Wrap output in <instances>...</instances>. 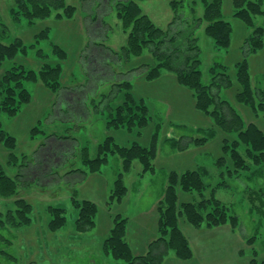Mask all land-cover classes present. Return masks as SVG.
<instances>
[{
  "label": "rangeland",
  "instance_id": "374dc122",
  "mask_svg": "<svg viewBox=\"0 0 264 264\" xmlns=\"http://www.w3.org/2000/svg\"><path fill=\"white\" fill-rule=\"evenodd\" d=\"M65 1L75 7L71 18H56V13H53L47 20L29 24L22 18L14 21L10 12L14 7L13 0H0V19L4 24L0 41L10 43L19 38L28 46L37 34L47 29L48 39L41 40L36 46L51 56L44 60L37 54L36 47L30 48L26 55H19L0 68V80L12 65L37 71L42 60L54 64L58 59L52 58L54 54H51L50 48L53 45L66 52L59 79L62 87L58 92L49 91L39 80L25 82V88L32 95L31 101L15 115L0 112L1 129L15 139L13 153L17 156L18 167L7 164L9 151L1 142L0 164L9 176L17 171L28 175L26 178L30 184L20 185L18 197L32 207L30 224L0 228V264H127L103 253V240L109 234L112 217L118 213L123 217L136 218L148 211L163 194L168 173L180 174L194 170L198 165L208 171L203 178L209 186L203 192L204 197H208L212 187L221 181L229 185L228 189H218L215 196L229 208L231 215L238 217L237 227L233 229L225 224L214 228H196L181 218L179 228L186 235L193 256L179 261L169 252L162 264L264 262V205L261 207L257 200L253 209L252 201L244 193L247 189L264 188V175L250 177L248 172L221 179L215 165V161L223 156L224 140L231 143L235 133H224L209 116L199 112L192 92L179 85L174 74L163 72L159 79L148 81L145 73L157 64L150 49L145 50L141 57L126 58L122 47L125 46L127 33L115 12V6L126 0ZM173 1L179 2L182 8L178 10L180 19L172 23L170 33L185 26H195L197 18L202 16L204 0H143L138 4L157 27L165 30L175 20L171 9ZM250 1L263 3L262 0ZM221 2L222 19L229 22L232 29L230 46L227 49L216 47L212 39L204 34V23L197 24L195 28L202 82L205 85L209 83V69L214 63L223 64L231 86L220 90V97L241 115L244 123H253L264 133V113H254L235 100L241 90L235 66L244 59L245 41L252 29L233 16L232 0ZM262 6L264 9V3ZM263 19L255 17V27L262 26ZM247 62L251 86L255 90H264V45L259 52L249 56ZM125 81L131 83L132 93L143 98L150 108L153 120L142 130L128 132L125 128H105L107 105L114 106L120 102L122 92L118 93L116 86ZM157 124L159 143L157 158L153 162L154 173H147L144 179H138L141 166L134 162L130 173L124 176L127 196L120 203H109L113 182L121 168L120 159L110 156L101 172L91 174L81 163V149L88 148L93 158L98 144L108 136L120 146L138 143L146 147ZM33 128L38 131L33 132ZM211 133L213 136L205 145L190 146L184 152H179L171 144L173 139L207 137ZM225 163L232 166L229 158ZM73 170H78V173H73ZM79 171L84 172L83 178ZM72 198L88 200L97 206L94 230L86 233L75 231L77 210ZM15 199L0 197V212L5 214L14 210ZM200 199L197 192L179 193L181 202H197ZM49 207L63 210L66 219L65 226L56 232L48 229L51 219L47 210ZM155 214L159 220L157 210L149 215L143 236H133L134 229L127 224L125 240L135 256L147 253L149 244L159 237ZM225 226L233 235L217 230ZM140 239L152 241L144 250V245L135 242Z\"/></svg>",
  "mask_w": 264,
  "mask_h": 264
},
{
  "label": "trees",
  "instance_id": "16d2710c",
  "mask_svg": "<svg viewBox=\"0 0 264 264\" xmlns=\"http://www.w3.org/2000/svg\"><path fill=\"white\" fill-rule=\"evenodd\" d=\"M14 7L11 9L12 17L15 20L25 19L29 24L36 21L49 19L53 13L56 18H71L75 7L68 5L65 0H13ZM143 0H126L115 6L116 17L122 29L127 33L125 46L122 53L126 58L130 56L141 57L143 52L150 49L156 65L145 73L148 81L159 79L163 72L175 75L176 81L182 87L189 89L195 99V107L199 112L209 116L216 127L224 133H235V139L229 143L224 140L223 156L215 161L221 179L225 177H238L250 172V177L264 175V133L253 123H244L241 115L219 95V91L231 86L226 67L221 63H214L209 69L210 81L207 85L202 82L200 70V50L198 38L195 37L197 24L204 23V34L212 39L214 45L221 49H227L231 41V25L222 19L221 0H204L203 13L197 18L196 25L178 29L170 33L174 21L179 20L182 7L179 2L173 1L171 9L174 12V19L165 30L157 27L153 21L143 13L138 2ZM264 3V0H262ZM263 3L250 0H232L233 16L242 21L244 25L252 29L251 35L245 41L244 59L237 63L236 80L241 90L235 96L238 104L247 106L254 113H264V90L253 89L251 86L247 59L263 48L264 19L263 25L255 27L254 18H264ZM179 18V19H178ZM1 27L4 24L0 19ZM2 34L0 39H2ZM48 39V32L42 30L30 45L26 46L19 38L10 43L0 41V68L6 62H13L19 55H26L28 49L34 48L42 58H51L43 50L38 49L41 40ZM37 45V46H36ZM53 59H58L54 64L41 61L39 70L26 69L22 65H12L5 71L0 80V112L12 116L17 114L21 107L31 101L32 95L25 88V82L35 83L40 81L49 91L55 93L61 89L60 75L61 64L66 59V52L60 47L53 45L50 48ZM117 92L121 93L120 102L117 105L107 106V119L105 128L123 129L132 132L133 129H144L152 119L151 111L146 101L136 97L132 93V85L125 81L117 84ZM159 127L155 125L150 137L148 146H141L133 143L130 146L116 144L112 137H104L96 148V154L90 157L89 149L82 148L81 163L87 168V172L94 174L101 172L103 166L108 162L110 156H117L121 161V168L109 196V203H120L128 193L124 184V176L130 173L133 163L138 162L141 166L140 175L154 171V160L158 154ZM33 132L38 131L33 128ZM213 133L207 137L180 138L171 140V144L179 152L186 151L190 146H203ZM0 142L9 151L7 164L18 167V159L13 153L15 139L1 129ZM229 158L232 166H227L225 160ZM254 169V170H252ZM78 173V170H73ZM84 177V172L79 171ZM207 169L199 166L194 170L183 173L170 172L167 175V183L161 200L157 205L159 213L158 233L159 237L149 244L148 252L135 256L129 244L125 240L128 218L121 214L112 217V226L107 238L103 243V253L114 260H122L127 264H162L165 257L172 252L174 257L186 261L192 258L193 253L189 241L179 228V220L182 218L190 225L199 228L202 226L214 228L229 224L233 229L237 227L238 217L229 213V208L216 198V191L220 188H229L225 181L216 184L210 190L208 197L203 192L209 187L203 181L207 176ZM28 176V175H27ZM24 172H15L9 176L0 164V197L9 199L15 197L14 210L7 213L0 212V228L11 226L18 228L30 224L31 204L18 197L20 185L29 182ZM199 193L201 199L197 202H181L179 193ZM247 198L252 201V208H255V201L264 205V188L247 189ZM75 195V193H74ZM250 196V197H249ZM263 198V199H262ZM72 204L77 210V218L74 226L77 233H86L95 228L97 206L88 200L72 198ZM263 204V205H262ZM257 207V206H256ZM51 219L48 222V229L56 232L66 224L63 210L56 207H49ZM254 264V260L251 261ZM264 264V262L260 263Z\"/></svg>",
  "mask_w": 264,
  "mask_h": 264
},
{
  "label": "crops",
  "instance_id": "0c3cea01",
  "mask_svg": "<svg viewBox=\"0 0 264 264\" xmlns=\"http://www.w3.org/2000/svg\"><path fill=\"white\" fill-rule=\"evenodd\" d=\"M157 158V157H156ZM198 166H200V165H198ZM197 168V167H196ZM154 171H155V168H154ZM151 173H154V172H151ZM145 175L146 174H143L142 176L140 175V173L138 174V179H144L145 178ZM166 183H167V176H166V181H165V186H166ZM165 188V187H164ZM228 189V188H227ZM218 191V190H217ZM216 191V192H217ZM128 194V193H127ZM216 194V193H215ZM163 195V194H162ZM162 195L160 196V198L159 199H157L155 202H154V204H153V207L152 208H150L148 211H146V212H144V213H141V214H139L136 218H128V226H132V228L134 229V233H133V236L134 235H136V234H140V235H145L144 234V232H145V230H146V227H145V223L148 221V217H149V215H153V213L154 212H156V210H157V207H156V204L161 200V198H162ZM116 214H118V213H116ZM141 217V218H140ZM155 218H156V220H157V224H158V219H157V215L155 214ZM111 226L112 225H110V227H109V230H110V228H111ZM128 228V227H127ZM94 230V229H93ZM108 230V231H109ZM217 230H223L224 232H230L231 230L230 229H228L226 226L225 227H220V228H217ZM182 231V230H181ZM128 232V231H127ZM232 232V231H231ZM230 232V233H231ZM182 233L184 234V232L182 231ZM232 235H233V233H231ZM127 235V234H126ZM185 235V234H184ZM186 236V235H185ZM105 240V239H104ZM104 240H103V242H104ZM152 240L151 239H148V240H146V239H140V240H137V241H135V242H140L142 245H144V250H145V248H146V245L148 246V244L151 242ZM130 249H131V251H132V248H131V246H130ZM132 253H133V251H132ZM134 254H135V252H134ZM143 254V253H142ZM138 255H140V254H138ZM171 259V258H170ZM175 261H177V260H175ZM180 261V260H179ZM178 261V262H179ZM164 263V262H163Z\"/></svg>",
  "mask_w": 264,
  "mask_h": 264
}]
</instances>
